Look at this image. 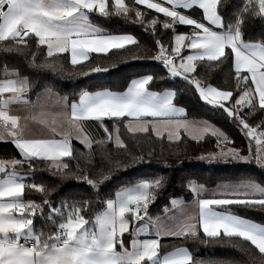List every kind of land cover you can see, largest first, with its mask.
Returning <instances> with one entry per match:
<instances>
[{"label":"snow or ice","instance_id":"obj_1","mask_svg":"<svg viewBox=\"0 0 264 264\" xmlns=\"http://www.w3.org/2000/svg\"><path fill=\"white\" fill-rule=\"evenodd\" d=\"M140 5L163 14V19L150 17ZM97 13L142 26L153 35L154 45L148 48L135 35L98 26L91 19ZM158 25L171 30L174 39L164 42ZM177 25L191 26V31L176 34ZM0 51L22 57L37 74H54L51 82L30 80L5 65L0 80V140H9L20 155L0 160V264H241L201 258L200 245H228L247 257L243 264H264V223L232 211L235 206L264 213V177L249 175L214 189L190 179L191 204L173 198L171 207L164 206L163 218H154L149 207L164 189L166 176L129 180L114 196L100 193L106 181L137 166L157 162L172 167L163 147L157 156V144L179 148L214 138L213 150L192 159L254 165L264 171V0H0ZM37 52H46L42 62H37ZM62 54L72 67L60 62ZM134 61L158 62L168 77L182 78L199 100L223 110L243 134L246 147L208 120L190 119L179 106L181 89L151 90L163 75L133 70L123 90H114L119 83L108 84L99 75H112ZM211 62L230 63L234 89L205 82L198 69ZM76 76L99 82L92 90L62 93L55 78ZM37 83L41 90L32 100L28 94ZM13 104L22 106L15 113L25 114H10ZM122 128L136 143L122 138ZM94 131H102L103 137L97 139ZM142 139L149 142L147 147ZM177 162L183 163L179 155ZM18 169L27 171L20 174ZM43 170L60 183L75 180L90 186L91 196L72 194L57 205L51 197L58 185L25 183L26 177ZM26 188L40 194L39 202L25 199ZM93 203L103 205L102 210L90 214ZM34 221H43V227ZM125 233L133 237L130 243ZM163 237L183 238L195 246H174L161 257Z\"/></svg>","mask_w":264,"mask_h":264},{"label":"trees","instance_id":"obj_2","mask_svg":"<svg viewBox=\"0 0 264 264\" xmlns=\"http://www.w3.org/2000/svg\"><path fill=\"white\" fill-rule=\"evenodd\" d=\"M126 3H130L131 0H125ZM142 11H145L149 14L150 17H155L159 15L163 19V15L156 14L154 11L149 10L145 7L139 6ZM98 24V26L104 27L106 30L114 31L117 33H126L135 35L142 44L146 47L151 48L154 45V37L149 32H146L144 28L137 24H132L130 22L126 23L122 18H112L111 20H106L105 18L99 17V14H95L91 17ZM255 26L253 25V29ZM191 31L190 27L177 26L175 28L176 33L186 34ZM157 34L160 35V38L164 42H168L174 39V36L171 33V30H163L162 25L157 26ZM46 52H37V62H42ZM64 54L61 56V63L64 64L65 68L72 67L70 60H65ZM98 55H94L96 57ZM31 57H29L30 59ZM91 61H87L84 64H90ZM219 62H211L209 66L201 67L198 70L201 72V75L205 77V82L211 83L213 86L220 87L221 90L228 88H235V75L234 68L230 63L226 62L222 65H218ZM7 65L9 72L13 70H19L22 75H27L30 80L39 81L41 79L47 81H53L54 74L44 73L43 75L37 74L34 69H32L28 62L15 54L5 53L0 51V80H3L4 77V66ZM79 67V66H77ZM133 70H139L141 72H148L154 75H163L165 79L156 80L149 87L151 90L161 91L164 89L177 90L181 89L178 99L180 100V105L185 107L189 113L190 119L196 120H208L210 123L214 124L216 127L221 128L227 132L235 141V144L240 147H246V140L243 137V134L231 123L230 120L226 119V114L223 113V110L213 109L211 106L206 105L201 100L198 99V94L191 90L180 78H171L167 76V73L163 70L162 66L158 62L154 61H134L127 65H122L120 69L112 70V75L99 74L106 77L103 82L108 84H113L118 82L120 88L114 90H123L124 85L127 82V76ZM98 74H93L95 77ZM93 77H81L76 76L72 80L55 78V82L58 84L59 90L62 93L72 94L78 92L80 88L87 87L89 90H92V85L98 83ZM243 86V85H242ZM39 83L33 88V90L28 94L29 98L35 100V93L40 91ZM247 112V109H245ZM256 116H259V113H256ZM111 128V122H105ZM122 138L126 139L130 145L136 143V141L128 139L133 134L126 132L125 129H121ZM97 139L103 137L102 131H94ZM140 135V134H137ZM154 136V134H153ZM155 141L153 140L152 143ZM141 143H144L147 147L148 141L141 140ZM74 147L82 148V146L73 141ZM214 138L206 139L204 142L197 144L195 142L189 141L186 144H181L179 148L175 145L161 146L156 145V154L157 156L161 155V150L163 147V156L167 160V164L172 165L168 167L164 163L154 162L151 165L137 166L136 169H130L127 173L121 172L116 176H113L110 181H106L105 184H102L100 187V193L102 197L114 196L115 192L119 190L120 187L125 186V184L132 180L133 182L139 178H152L157 175H163L167 177V183L161 194L157 197L156 201L150 205L151 215L161 216L163 215V208L165 205H170V200L175 198L178 200H183L185 203L190 202L193 199V194L187 187L188 180H195L197 183H202L206 188H214L217 184L232 181L236 182L240 179H244L247 176L251 175L257 178L264 177V171H261L254 165H229V164H206L201 161L192 159L193 157L199 155L205 151H211L214 148ZM109 148L113 147L112 144L108 145ZM177 155L183 160V163L177 162ZM20 155L18 150L15 148L12 143L0 142V160H11L19 159ZM96 160H99L97 155ZM42 168L44 166H41ZM26 169H18L20 174H24ZM45 183L47 187H57V191L52 193V199L54 202L59 203L61 198H67L72 194L76 193H85L88 196H91L89 190L90 186L86 184H78L75 180H68L63 183H60L59 179L51 176L46 170L35 171L33 175L27 179L25 178V183L32 182H41ZM25 199H34L39 202L40 194L35 192V190L26 188L25 189ZM103 205L93 203L90 206V214L96 209L102 210ZM232 211L234 214L241 215L244 218L252 219L258 223H264V213L261 212H252L242 208L233 206ZM87 218V217H86ZM36 223L38 228L43 227V221ZM175 247H188L190 250L195 246L192 241H185L183 238H166L161 242V253H166L168 251L174 250ZM198 255L201 258L207 259L209 257L225 258L229 260L240 261L241 264L247 259L243 253L234 249L228 245H215V246H199Z\"/></svg>","mask_w":264,"mask_h":264},{"label":"crops","instance_id":"obj_3","mask_svg":"<svg viewBox=\"0 0 264 264\" xmlns=\"http://www.w3.org/2000/svg\"><path fill=\"white\" fill-rule=\"evenodd\" d=\"M140 6H142V7H145L146 8V6H144V5H140ZM152 11H154V10H152ZM182 11H184L185 13H188L189 11H191V10H182ZM155 12V11H154ZM161 15H163V14H161ZM177 26H184V27H190L191 28V26H188V25H177ZM177 26H176V28H177ZM176 34H182V33H176ZM62 55H64V54H62ZM93 56L94 55H99V54H92ZM70 60V59H69ZM85 62H87V61H85ZM84 62V63H85ZM11 78V77H10ZM176 78H179V77H176ZM4 79V78H3ZM180 79H182V78H180ZM6 96H7V94H5V98H6ZM29 96V95H28ZM228 103H230V101L228 102ZM10 107V114H21V115H24L25 113H23V112H20V113H15V110L16 109H18V108H22V106H20V105H15V104H13V105H10L9 106ZM107 122V121H106ZM130 134H132V133H130ZM166 135V134H165ZM0 142H6V143H11L9 140H0ZM12 145H14L13 143H12ZM15 146V145H14ZM18 150V149H17ZM19 152V151H18ZM5 161H7V160H5ZM0 175H2V174H0ZM215 188V187H214ZM214 188H211V189H214ZM208 189H210V188H208ZM190 190V189H189ZM205 198H209L208 196H207V193L205 194ZM191 202H192V200L190 201V202H186L185 204H191ZM151 207V206H150ZM150 207H149V212H150V214H151V211H150ZM164 215V214H163ZM163 215H161V217L163 218ZM154 217V216H153ZM155 218V217H154ZM255 222V221H254ZM131 228H132V226L130 225V231H131ZM133 237L131 236V235H129L128 233H125V242L126 243H130V240L132 239ZM140 239H144V238H154V237H148V236H145V235H141L140 237H139ZM166 238H170V237H163V238H161V242H162V240L163 239H166ZM171 239V238H170ZM118 250H119V248H118ZM172 251V250H171ZM162 251H161V249H160V255H161V257L163 256V255H166L168 252H166V253H161Z\"/></svg>","mask_w":264,"mask_h":264},{"label":"rangeland","instance_id":"obj_4","mask_svg":"<svg viewBox=\"0 0 264 264\" xmlns=\"http://www.w3.org/2000/svg\"><path fill=\"white\" fill-rule=\"evenodd\" d=\"M75 142H77V141H75ZM27 179H29L30 177H26ZM185 203V202H184ZM151 210V209H150Z\"/></svg>","mask_w":264,"mask_h":264}]
</instances>
